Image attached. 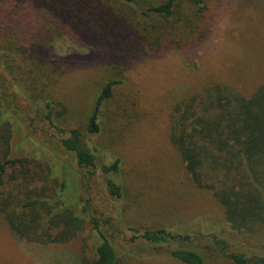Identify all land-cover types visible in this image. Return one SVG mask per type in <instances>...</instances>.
Instances as JSON below:
<instances>
[{
	"label": "rangeland",
	"instance_id": "obj_1",
	"mask_svg": "<svg viewBox=\"0 0 264 264\" xmlns=\"http://www.w3.org/2000/svg\"><path fill=\"white\" fill-rule=\"evenodd\" d=\"M164 1L134 0V5L146 12L147 4L159 5ZM207 2L209 7H214V0ZM108 6L120 14V2L110 0ZM222 8L210 37L201 45L169 50L158 59L146 57L131 61L127 67V80L113 100L115 106H129L131 127L122 128L121 125L127 122L123 120L116 129L113 123L115 108H112L100 114V134L88 138L89 144L100 150L101 161L121 159L120 180L130 193L126 202L120 206L114 204L105 189L103 177L97 173L92 178L88 176L91 187L89 194H82L80 205H88L89 214L96 218H111V227L105 226L104 231L121 264H180L162 250V246L150 245L140 236L147 230L167 226H178L193 238L199 237L203 248L212 253L207 264H234L227 258L231 254L244 255L252 262L264 258V164L256 176L260 189L255 185L253 174L241 172L240 182H244L245 190L240 195V227L243 229L239 233L232 228L224 207L213 195L194 184L170 142L173 108L186 95L203 91V87L213 80L246 97L264 85V8L245 9L236 5H223ZM133 12L134 21L127 22L136 26L142 35L147 34L143 27L148 26V22L140 25L137 11ZM156 22L167 23L164 19ZM182 35H170L169 42L188 43L194 37ZM54 37L53 60L58 61L61 75H56L57 81L54 79V83L43 91L40 92V84L48 79L45 74L48 76L53 66L41 69L38 63L27 62L28 69L34 71L33 75L23 77L26 83H33L30 94L20 83V57H9V63L14 68L17 66L12 74L0 65V78L7 80L6 93L13 97L9 103L10 111L15 113L12 157L33 161L34 170L40 164L37 173L43 179L34 182L37 185L45 183L46 188L51 187L45 181L49 174L58 173L55 166L70 163V168L73 167V156L63 149L61 140L71 130L87 128L101 87L109 77L95 34L81 40L72 36ZM1 46L0 56L9 54L8 49H14L15 42L5 37ZM37 94L42 97L38 103L33 100ZM47 102H52L53 118L57 116L56 126L64 134L38 116V109L41 114L49 113ZM262 129L257 122L255 132L259 136L264 135ZM259 141L264 142V137ZM261 150L264 154V147ZM33 176L31 173L30 177ZM6 184L7 198L12 195L18 196L20 201L26 200L25 185L20 188L10 183L8 176ZM52 193L48 190L46 194L52 196ZM58 232L53 230L52 234ZM207 235L210 240H202ZM214 236L223 243L211 241ZM134 238L136 240L132 242ZM96 245L97 236L91 223L67 244L41 245L22 240L12 232L5 215L0 212V264H95ZM152 246L158 248L153 256L137 255L140 249Z\"/></svg>",
	"mask_w": 264,
	"mask_h": 264
},
{
	"label": "trees",
	"instance_id": "obj_2",
	"mask_svg": "<svg viewBox=\"0 0 264 264\" xmlns=\"http://www.w3.org/2000/svg\"><path fill=\"white\" fill-rule=\"evenodd\" d=\"M117 1L121 5L120 14L108 6L110 0H0V50L3 38L9 37L15 42V48L8 49L9 54L0 56V65L12 74L17 66L14 68L9 63V57H20V83L30 94L33 83L23 80L25 75L34 74L28 69V61L38 63L41 69L53 66L50 74H45L48 79L43 76L45 83L40 84V92L57 81L60 67L58 61L53 60L54 36H72L81 40L95 34L99 40V54L109 77L101 87L87 128L71 130L61 140L63 149L73 156V167L70 168V163L55 166L58 173L51 172L45 180L51 187L34 182L43 179L37 173L40 164L34 170L33 161L12 157L15 113L10 111L9 103H12L13 97L6 93L7 80L0 78V212L18 238L41 245L67 244L91 223L97 236L95 264H121V261L104 231L105 226L111 227V218L102 220L89 214L88 205L80 206L82 194H89L90 178L97 173L103 177L105 189L114 204L120 206L126 202L130 193L124 181L120 180L121 159L106 158L101 161L100 150L90 145L88 138L100 134V114L112 108H115L114 127L117 129L119 124L124 123L123 120L127 122L121 125L122 128L131 127L129 106L126 110L113 103L117 90L127 80L128 65L133 60L146 57L161 58L169 50L179 51L186 46L195 48L201 45L210 37L223 5L264 8V0H214V7L208 6V0H165L159 5L147 4L144 12L138 10L134 0ZM133 11H137L139 16L137 23L148 22V26L143 27L147 34L142 35L135 29L136 26L127 22L134 21ZM158 19L167 23L159 24L156 22ZM181 34L182 37L194 35L193 40L182 44L169 42L170 35ZM210 83L203 87V91L186 95L175 104L170 142L194 184L213 195L224 207L232 228L240 233L243 229L240 227V195L245 190L244 182H240L242 173L253 174L255 185L259 189L261 187L256 176L264 164L261 150L264 142L259 141L264 135L259 136L255 126L260 123L264 131V85L246 97L229 91L217 80ZM33 100L38 103L42 97L37 94ZM52 106V102H47L49 113L41 114L38 109L37 114L64 134L56 126L57 116L53 118ZM31 173L35 175L33 178ZM6 176L10 183L20 188L25 185L26 200L20 201L18 196L12 195L7 198L9 194L4 193ZM48 190L53 191L52 196L46 194ZM53 230H58V234L53 235ZM181 230L178 226H167L147 230L140 236L150 245L162 246V250L180 264H207L212 253L203 248L199 237L193 238L189 232ZM208 236L202 237V240H208ZM217 237L214 236L211 241L223 243ZM135 240L132 239V242ZM154 246L140 249L137 255L153 256L158 249ZM227 258L234 264H264V258L252 262L241 254L227 255Z\"/></svg>",
	"mask_w": 264,
	"mask_h": 264
}]
</instances>
